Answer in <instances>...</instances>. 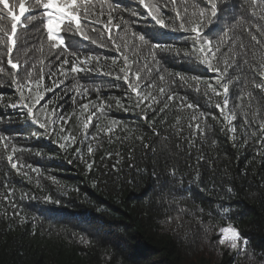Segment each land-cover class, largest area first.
<instances>
[{"label":"trees","instance_id":"obj_1","mask_svg":"<svg viewBox=\"0 0 264 264\" xmlns=\"http://www.w3.org/2000/svg\"><path fill=\"white\" fill-rule=\"evenodd\" d=\"M111 2L124 9L118 15L129 21L127 34L130 37L137 33L138 45V36L143 35L152 44L179 50L161 54L167 71L173 75L177 95L197 104L201 111L215 114L213 104L218 100L206 103L203 94V81L212 78L211 73L198 60L184 55L189 50L187 34L155 25L138 0ZM149 2L163 5L165 0ZM193 2L187 0L189 5ZM184 3L185 0H176L175 6L169 3L164 10L166 21L177 10L182 11ZM257 4L254 7L251 0H226L217 19L205 29V35L215 42L232 16L243 18L245 23L236 29L237 42L248 46L250 61L254 51L255 62L259 63L264 50L252 49L245 31L248 23L264 26V0H257ZM114 34L124 37V25L115 29ZM65 44L81 57L88 54L101 57L96 71L80 74L76 80L69 77L65 85L56 89L57 95L51 97L55 102L58 96L65 95V122L58 120L56 127L67 129L65 135L85 138L80 145L84 149L80 157L71 150V145L68 151L58 147L64 141L58 133L52 134L51 126L45 133L32 122L26 109L11 108L18 102L19 94L7 74L11 69L4 56L6 73L0 74V134L10 144L5 150L0 142V264H264V147L259 144L264 134L258 129L249 130L255 132V138L245 134L244 122L238 119L233 142L231 134L221 131L222 124H214L209 117L207 124L213 126L215 134L198 136L189 149L186 118L194 110L179 111L176 104L164 113L155 117L149 113L145 118L135 106L134 97L125 98L123 82L114 78L117 73L112 77L101 74L111 66V59L105 61L104 57L118 55L114 47L100 48L76 35H65ZM17 48L20 52L14 51V56L21 60V74L27 61L29 65L37 64L32 69L36 75L37 61L44 59L45 71L51 62L56 74L46 77L45 85L55 87L52 82L63 79L54 57L46 55L48 42L42 25L35 22L29 25L27 36L18 29ZM125 51L130 57L133 55L131 50ZM223 51L227 57L229 50ZM240 51L238 47L231 49L232 54ZM4 52L0 44V54ZM176 73L186 77L187 83H181ZM230 73L233 77L241 75L238 70ZM197 76L199 81L194 79ZM244 77L251 80L252 73L245 71L242 81ZM156 81L154 87L158 91L162 86L158 76ZM242 81H234L230 86V108L240 103L237 92L243 88L254 91L258 103L253 105V111L258 108L264 114L262 93L251 85L244 87ZM255 81L260 82L258 75ZM72 84L80 89L71 93L77 99L88 102L99 98L105 104V115L97 113L87 131L83 122L88 113H81L79 104L71 105L65 93V88ZM151 90L144 88L142 82V95ZM145 103L150 101L142 102L141 107ZM125 107L128 111L123 110ZM48 111L55 118L53 108ZM237 111L239 117L241 110ZM177 116L182 118L180 125L176 123ZM146 119L153 120L154 126L150 127ZM112 120L118 124L113 126ZM96 123L114 127V133H97ZM89 144L95 156L87 153ZM12 146L19 149L13 161L19 171L12 169L7 160ZM197 157L203 159L198 161ZM85 160L93 163L94 168L88 169ZM172 171L176 172L175 179L169 175ZM12 192L9 200L17 205L18 216H14L4 199ZM228 224L238 228L249 241L247 254L243 245L237 255L235 250L218 244L219 228ZM208 225L211 230L205 234ZM81 237L87 243H80Z\"/></svg>","mask_w":264,"mask_h":264},{"label":"snow or ice","instance_id":"obj_2","mask_svg":"<svg viewBox=\"0 0 264 264\" xmlns=\"http://www.w3.org/2000/svg\"><path fill=\"white\" fill-rule=\"evenodd\" d=\"M251 2L254 7L259 6L257 0H251ZM169 3L175 6L176 0H165L163 5L151 3L149 0H138V4L146 10V14L155 25L173 32L182 31L187 34L189 50L184 55L198 60L206 66L205 70L211 73L212 78L203 81V94L206 97V103H212L214 99L218 100L213 104L216 110L215 114L201 111L197 104L188 103L184 97L177 95L173 75L167 71L165 64L162 62L161 54L172 53L173 51L178 53L179 50H174L170 45L152 44L143 35L138 36L140 42L138 45L136 43L137 33H132L130 37L127 34L129 21L118 15L124 9L119 3H113L111 0H0V44H3L5 49V52L0 54V74L6 73L4 66V56L6 55V63L11 69L7 74L10 75L11 84L19 94L18 102L13 103L11 108L26 109V113L32 122L38 125L40 129L45 130V133L49 131L51 126L52 134L56 135L58 133L64 141V143H59L58 147L68 151L69 145H71L73 146L71 150L76 156H81L84 149L80 145L85 138L65 135L67 129L56 127L58 120L61 123L65 122L66 109L63 107L65 95L58 96L55 102L51 98L57 95L56 89L65 85L69 77L76 80L80 74L92 73L99 68L101 61L99 55L88 54L81 57L78 51L69 50L65 44V35H76L84 41H90L93 45H98L100 48H104L106 45L114 47L118 55L112 58L104 57L105 61L111 59V66L108 71H103L101 74L112 77L114 72L117 73L114 78L123 82L125 98L132 99L134 97L135 106L139 108L145 118L149 113L153 117L164 113L176 104H178L179 111L194 110L186 118L190 133L187 145L189 149H192L193 142L198 136H204L209 132L212 135L215 134L213 126L207 124L209 117H211L214 124H222L221 131L225 135L231 134L233 142L236 141L238 119H242L244 122L242 128L245 134H250L255 138V132L249 133L250 129H258L260 133L264 134V114L258 108L255 112L253 111V105L258 103L253 90L238 89L237 99L240 103L230 108V86L234 84V81H242V75L245 71H250L252 78L249 80L244 77L242 81L244 87L251 85L252 89L260 90L262 97H264V56H262L259 63H256L255 52L253 51L251 53L253 60L250 61L247 58L249 56L248 46L242 42H237L236 29L245 23L243 18L237 19L232 16L226 25V30L214 42L213 39L205 35V29L217 19L218 13L222 11V5L226 3V0H194L191 5L185 0L182 11L177 10L175 15L166 21L164 10L167 9ZM189 8H192V11H189ZM29 13L31 15L25 16ZM132 15H136V13H132ZM22 18L25 19L22 20ZM34 22L42 25L43 34L48 42L46 55L54 57L55 62L58 64L59 75L63 77V79L52 82L55 87L45 85L46 77L56 75L52 71L51 62L47 65L48 71L46 72L45 60L40 59L37 61L39 71L34 75L32 69H35L37 64L29 65L25 61L23 74H21L19 71L21 60L18 55L14 56V51L16 53L20 52V49L17 48L18 29L24 30L27 36L29 25H33ZM122 24L125 31L124 37L114 34V30L120 29ZM36 30L39 31L40 29L37 28ZM245 31L252 49L264 50V26L248 23ZM233 47H238L241 51L232 54L231 49ZM225 48L229 50L227 57H225L223 51ZM126 49L132 51L133 55L131 57L125 51ZM41 53L42 55L45 54L43 44H41ZM24 55L27 56V51L24 52ZM230 70H238L241 75L233 77ZM175 75L179 77L181 83H187L186 77L179 73ZM257 75L260 82L255 81ZM157 76L159 77V83L162 85L158 91L154 87ZM194 79L199 81L200 77L197 76ZM142 82H144V88H152L151 91L143 95ZM73 89L80 91L75 84H72L71 87L65 88V93L71 105L79 104V111L88 113L83 122V128L87 131L90 122L94 121L97 113L105 115V104L99 98L95 101L89 99L88 102L77 99L76 96L71 94ZM87 91V89H84V92ZM197 91H200V89L197 88ZM48 94H51V96ZM81 96L83 97V92H81ZM149 101L150 103H145L141 107L142 102ZM117 105L120 106V101H117ZM161 105L163 106L161 107ZM50 107L55 111V118L48 111ZM245 108L246 110H244ZM56 109H59V111H56ZM237 109L241 110L239 117ZM123 110L128 111L126 107ZM41 113H43V118ZM181 122L182 118L177 116V125H180ZM146 123L150 127L154 126L153 120L146 119ZM111 124L115 126L118 121L112 120ZM95 127L97 133H114V127L112 126H101L96 123ZM93 139H96L95 135ZM109 139H111V135H109ZM0 142H3L5 150L9 148L10 140L5 135L0 134ZM259 144L264 147V135L261 136ZM145 147L149 146L145 145ZM18 151L17 147L12 146L7 160L12 169L19 171L18 164L13 162L14 154ZM87 153L91 156L96 155L90 144L87 146ZM108 155L111 156L112 153H108ZM201 159L203 158L197 157L198 161ZM85 163L88 169L94 168L93 163H89L87 160H85ZM112 167L115 168L116 165ZM153 167L155 168L156 165L154 164ZM35 171H38V169H35ZM24 175L27 176L28 173L24 172ZM169 175L174 179L176 178L175 171H172ZM199 175L200 173L197 172V177ZM227 191L230 193L232 189L229 187ZM9 195H14V192L6 194L4 199L10 204L14 216H18L16 213L17 205L9 200ZM46 200H51V197H46ZM55 202L58 203L59 201ZM199 211L203 212V209ZM224 211L227 212L228 209H224ZM18 218L23 219L22 217ZM210 230L211 225H208L205 228V234ZM217 242L220 246L235 250L237 255L241 251V245H243L245 254H247L246 249L249 241L232 224L219 228ZM80 243H87V241L81 237Z\"/></svg>","mask_w":264,"mask_h":264}]
</instances>
